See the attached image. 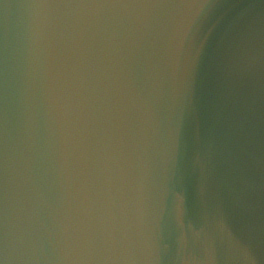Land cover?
<instances>
[{"label":"water","instance_id":"water-1","mask_svg":"<svg viewBox=\"0 0 264 264\" xmlns=\"http://www.w3.org/2000/svg\"><path fill=\"white\" fill-rule=\"evenodd\" d=\"M237 80L255 160L232 219L264 264V0H0V264H237L175 213Z\"/></svg>","mask_w":264,"mask_h":264},{"label":"clouds","instance_id":"clouds-1","mask_svg":"<svg viewBox=\"0 0 264 264\" xmlns=\"http://www.w3.org/2000/svg\"><path fill=\"white\" fill-rule=\"evenodd\" d=\"M195 23L196 18H193L184 39L189 38ZM192 39L195 40L194 34ZM253 62L254 57L245 56L241 50L237 64L240 79ZM250 113V100L237 80L228 89L224 107L216 114L217 121L223 125L222 129L218 132L215 126L209 128L204 150L196 153L194 172L190 178L189 206L186 209L184 197L179 195L175 203L176 219L181 227L186 211L203 212L215 233L234 252L237 264H255L250 243L243 231L234 227L232 219V212L244 207L245 194L251 188L250 170L255 156L252 151ZM201 231L203 229L194 231L193 235L198 238Z\"/></svg>","mask_w":264,"mask_h":264}]
</instances>
